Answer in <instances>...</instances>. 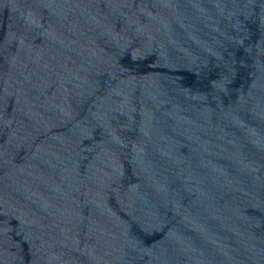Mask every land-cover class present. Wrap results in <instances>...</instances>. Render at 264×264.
Instances as JSON below:
<instances>
[{"label": "water", "instance_id": "obj_1", "mask_svg": "<svg viewBox=\"0 0 264 264\" xmlns=\"http://www.w3.org/2000/svg\"><path fill=\"white\" fill-rule=\"evenodd\" d=\"M0 264H264V0H0Z\"/></svg>", "mask_w": 264, "mask_h": 264}]
</instances>
